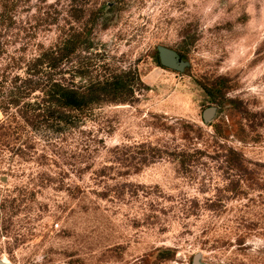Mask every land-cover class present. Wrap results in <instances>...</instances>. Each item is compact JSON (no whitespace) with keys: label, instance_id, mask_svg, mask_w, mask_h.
Segmentation results:
<instances>
[{"label":"rangeland","instance_id":"1","mask_svg":"<svg viewBox=\"0 0 264 264\" xmlns=\"http://www.w3.org/2000/svg\"><path fill=\"white\" fill-rule=\"evenodd\" d=\"M21 10L53 18L38 42L85 33L110 71L136 68L143 85L61 134L0 120V262L264 264V0ZM159 47L184 69L159 66ZM88 55L73 56L77 84Z\"/></svg>","mask_w":264,"mask_h":264},{"label":"trees","instance_id":"2","mask_svg":"<svg viewBox=\"0 0 264 264\" xmlns=\"http://www.w3.org/2000/svg\"><path fill=\"white\" fill-rule=\"evenodd\" d=\"M30 2L0 0L3 123L13 117L24 127L48 137L77 124V112L102 104L134 102L143 85L136 68L110 71L109 64L94 52V44L85 39V33L73 34L70 29H62L49 44L38 42L41 33L55 23L48 12L24 18L21 9ZM81 48L90 55L85 66L76 71L83 79L77 84L72 60ZM158 62L161 66L159 57Z\"/></svg>","mask_w":264,"mask_h":264},{"label":"water","instance_id":"3","mask_svg":"<svg viewBox=\"0 0 264 264\" xmlns=\"http://www.w3.org/2000/svg\"><path fill=\"white\" fill-rule=\"evenodd\" d=\"M158 57L162 67L169 68L173 71H182L184 69V63L182 62L180 55L171 49L159 47L158 48ZM201 254H196L193 259V264H200ZM0 264H9L4 261Z\"/></svg>","mask_w":264,"mask_h":264},{"label":"crops","instance_id":"4","mask_svg":"<svg viewBox=\"0 0 264 264\" xmlns=\"http://www.w3.org/2000/svg\"><path fill=\"white\" fill-rule=\"evenodd\" d=\"M3 118V115H2V113H1V111H0V120Z\"/></svg>","mask_w":264,"mask_h":264},{"label":"clouds","instance_id":"5","mask_svg":"<svg viewBox=\"0 0 264 264\" xmlns=\"http://www.w3.org/2000/svg\"><path fill=\"white\" fill-rule=\"evenodd\" d=\"M257 243H261L260 241H258Z\"/></svg>","mask_w":264,"mask_h":264}]
</instances>
